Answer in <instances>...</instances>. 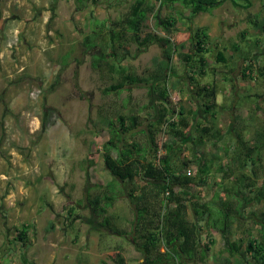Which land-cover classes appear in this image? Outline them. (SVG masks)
<instances>
[{"label":"rangeland","instance_id":"rangeland-1","mask_svg":"<svg viewBox=\"0 0 264 264\" xmlns=\"http://www.w3.org/2000/svg\"><path fill=\"white\" fill-rule=\"evenodd\" d=\"M133 1L87 0L78 10L77 0H0V264L142 263L132 240L112 235L87 205V198L104 192L112 179L100 156L105 138L98 129L99 110L116 109L115 99L121 100L129 92L123 91L118 98L103 96L102 90L110 81L91 69L90 56L83 54L81 46L96 22L119 17ZM250 2L248 9L225 3L199 14L193 26H208L213 44L227 47L225 55H231L230 45L247 28V17L264 16V0ZM168 11L166 6L160 8L163 16ZM183 11L187 16L188 11ZM147 25L153 28L151 17ZM177 26L175 44L188 37L186 28L180 23ZM248 33L261 41V46H255L250 54L259 69L264 66V34L253 30ZM242 46L247 48L246 43ZM129 53L124 66L139 74L151 66L153 57H161L157 45L139 51L132 47ZM230 62L224 68L209 59L208 67L215 68L216 75L208 70L202 77L193 76L173 56L171 65L176 75L172 81L179 82L176 90L170 91L167 105L190 106L204 124L220 128L222 136L216 146L205 143L194 146V152H217L220 162L233 166L235 171L230 160L238 156L241 148L236 136L240 134L248 146H253L255 133L264 129V98H255L256 94L264 96V70L254 72V79L245 80L239 74L241 61L233 56ZM191 75L195 81L189 79ZM213 79L217 82L218 106L205 114L203 105L209 103L194 92L197 85ZM130 94L137 104H148L145 89L133 88ZM213 114L214 119L210 117ZM42 123L47 125L44 130ZM164 139L159 134L157 143ZM192 151L188 147L189 157ZM260 154L264 165V149ZM230 182L211 173L206 184L195 186L193 191L203 201L227 203ZM129 210L124 200L114 203L107 213L110 224L128 231ZM251 212L258 215L261 209L250 205L247 217H252ZM189 218L194 219L191 211ZM23 224L29 226L26 244L17 240V230ZM248 224H234L230 232L212 231L214 243L206 260L191 264H214V258L229 257L228 243L237 241L239 229ZM201 240L207 243L206 232L201 234Z\"/></svg>","mask_w":264,"mask_h":264},{"label":"trees","instance_id":"trees-1","mask_svg":"<svg viewBox=\"0 0 264 264\" xmlns=\"http://www.w3.org/2000/svg\"><path fill=\"white\" fill-rule=\"evenodd\" d=\"M84 1L87 0H77L78 10ZM91 1L96 3V0ZM225 3L241 9L252 5L250 0H134L119 17L96 22L95 29L85 35L81 43L83 54L90 56L91 69L110 81L102 90L103 96L118 98L123 91L129 92L123 99H115L116 109L99 110L98 129L104 132L105 138L100 156L112 179L106 183L104 192L87 198V205L112 235L123 239L128 236L132 240L142 256L141 264L204 262L214 243L212 231L230 232L234 224L243 226L245 222L249 224L243 230L238 228L241 231L238 240L228 243L229 257L214 258V264H264V165L260 154L264 149V129L255 133L253 146H248L240 134L236 136L241 150L230 160L236 166L234 171L233 166L220 162L219 153L199 155L193 149L205 143L216 146L222 136L220 128L213 123L204 124L190 106L167 105L170 91L176 90L179 82L172 81L176 75L171 65L173 56L193 76L204 77L208 70L215 76L216 69L208 67L209 59L228 68L233 56L241 61L239 74L245 80L254 79V72L264 70V66L258 69L250 56L255 46H261L260 38L248 33L253 30L264 34V16L250 14L247 17V28L242 29L238 41L230 45L231 55H225L227 47H221L218 42L213 44L208 26H193L199 14ZM163 6L169 10L164 16L160 12ZM183 10L188 11L187 16ZM149 17L153 19L151 30L147 25ZM178 23L186 28L188 37L175 44L173 37L179 31ZM244 43L246 49H243ZM150 45L160 48L161 57H153L151 66L143 73L124 66L130 48L139 51ZM192 75L189 79L195 81ZM215 81L197 85L194 92L195 96L208 101L209 105H203L205 114L218 106ZM133 88L146 90L148 104L140 105L133 100L130 94ZM255 96L264 98L262 94ZM210 117L214 119L215 114ZM46 127L41 124V130ZM159 134L165 138L160 144L157 143ZM188 147L193 150L190 157ZM200 151L202 154L203 150ZM211 173L219 175L222 181L231 179L226 189L227 203L203 201L199 193L193 191L195 186L206 184ZM122 200L130 206L126 220L128 231L114 228L107 217L113 204ZM254 204L261 212L258 215L251 212L252 217H247L248 207ZM189 211L193 220L189 218ZM28 228L23 224L17 230V240L23 244H26ZM205 232L207 243H202L201 234Z\"/></svg>","mask_w":264,"mask_h":264},{"label":"built area","instance_id":"built-area-1","mask_svg":"<svg viewBox=\"0 0 264 264\" xmlns=\"http://www.w3.org/2000/svg\"><path fill=\"white\" fill-rule=\"evenodd\" d=\"M187 175H190V173L188 172Z\"/></svg>","mask_w":264,"mask_h":264}]
</instances>
